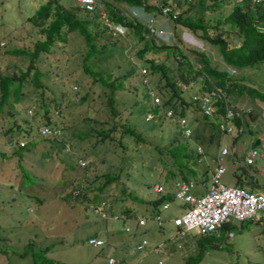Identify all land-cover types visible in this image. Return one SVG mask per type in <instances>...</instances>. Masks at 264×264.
Wrapping results in <instances>:
<instances>
[{
    "label": "rangeland",
    "instance_id": "1",
    "mask_svg": "<svg viewBox=\"0 0 264 264\" xmlns=\"http://www.w3.org/2000/svg\"><path fill=\"white\" fill-rule=\"evenodd\" d=\"M41 2L0 0V74L25 66L26 56L12 53V48H30L42 37L38 26L26 19ZM63 3L67 7L77 6L75 0ZM229 8L230 4L221 2L219 8L208 9L205 14L212 20L214 16L225 15ZM126 9L147 19L140 7ZM77 14L86 16L79 8ZM146 19L141 18L147 22ZM149 22H154L152 32L157 41L174 40L176 33L172 38V32L175 31L185 46L206 51L211 64L230 68L221 60L215 45L192 41L190 32L180 27L171 30L168 21L160 15ZM99 27L100 24L93 29L99 30ZM134 41L125 31L119 36L103 31L96 38V44L99 47L104 42L105 46L91 59L93 67L108 71V78L115 81L130 65L142 68L134 53ZM86 48L83 37L70 32L65 42L55 43L50 51L41 52L36 59L42 71L44 96L53 97L59 104L50 110L51 118L63 126L58 138L49 140L38 134L43 116L41 110L32 116L40 99L38 89L29 82L23 85L19 101H8L0 111V264H31L29 255L43 247H48L44 252L46 258L68 264H108L109 256L116 261L114 264H157L158 259L161 264H264V233L257 222L228 217L222 223L226 227L213 232L207 242L203 234L192 230L186 235H177L168 219L158 226L144 202L156 195L152 185L160 182L165 170L172 167V159L164 147L171 133L191 147V157L197 153L195 145H200L202 152L200 162L196 163V177H201L202 169L206 168V184L215 166L218 148L226 146L229 153L221 156L225 170L219 181L236 185L240 169L236 166L242 165L248 172L241 174L245 182L241 186L251 187V173L255 176L253 187L262 185L264 100L244 94L228 95V104L239 113L235 127L241 131L218 132L210 141L190 140L179 133L175 118L148 110L156 104L153 97L157 95L149 85H153L158 75L146 68L150 82L140 80V75L135 74L128 78V85L124 79L122 88L111 91L82 70ZM158 56L164 59L165 53L158 52ZM190 56L198 65L197 56ZM169 67L171 72L178 73L174 63ZM230 69L232 75L243 76L236 79L264 92V60L257 66ZM199 77H195L196 82L189 80L188 86L178 81L176 84L188 95L199 88ZM109 92L114 99L112 105L106 100ZM56 108L58 114L54 113ZM187 123L192 126V119L187 118ZM29 124V133L24 137L21 133ZM113 124L109 138L96 140L94 130ZM126 126L134 129L139 137L129 135ZM204 136L207 137V130ZM19 141H24V147L19 151L18 164V154L13 151ZM251 148L256 150V155L253 163L246 165L243 156ZM106 174L112 177L109 182ZM193 181V193L198 195L204 185L196 178ZM98 200H103L101 211L105 216L128 205L146 218L145 225L135 227L134 218H129L125 222L131 232H126L118 219L107 218L105 223L93 211ZM177 209V202H172L162 214L167 218ZM91 235L100 236L106 242L88 244L86 240ZM140 239H145L146 245L137 250L135 244ZM28 242L32 249L25 256L20 255ZM199 248L200 257L197 255L199 259L195 260Z\"/></svg>",
    "mask_w": 264,
    "mask_h": 264
},
{
    "label": "trees",
    "instance_id": "2",
    "mask_svg": "<svg viewBox=\"0 0 264 264\" xmlns=\"http://www.w3.org/2000/svg\"><path fill=\"white\" fill-rule=\"evenodd\" d=\"M63 1L42 0V2L35 7L34 13L26 18L32 24L38 26V30L42 33V37L37 38L30 48L20 47L10 50L14 54L19 53L25 55L26 63L23 69L17 68L11 72L0 74V111L8 101H19L23 85L29 82L38 89L37 94L40 99L32 116L41 110L40 113L43 116V122L41 124L49 123L57 125L61 130L59 136L61 135L63 126H60L53 120L50 114L51 108L54 106L59 107V104L55 102L53 97L44 96L45 86L41 81L42 71L38 67L36 59L41 52L50 51L52 45L55 43L65 42L67 34L70 32L79 33L87 46L83 55L82 70L86 75L97 80L102 86H108L111 91L116 88H122L124 79L127 80L128 85V78L134 77L135 74L136 76L140 75V80L145 77L148 78V72L158 75L157 80L153 82L154 86L149 85V89L157 95L159 102L155 105H151L148 110L153 114L160 111L165 115V110L170 108L172 110L171 115H165V117L175 118L176 123L179 116H186L188 119H192L193 125L190 126L191 133L189 136H185L187 139L196 140L198 142H202L203 140L210 141L216 133L220 132L218 122L224 112V103L222 97L216 98L217 114L214 116H206L198 111L197 106L191 100L190 96L192 93L186 95L185 91L180 89L179 85L176 84L177 81L188 86L191 84L189 80L196 82L197 80H195V77L200 75L198 91H206L217 86L226 98L228 95L239 96L244 94L253 98L256 97L259 100H264V92L236 79L243 76L232 75L231 72L228 71V68H218L211 64L210 57L206 51L185 46L181 38L177 35V32L174 31L176 28L180 27V29L189 31L195 39L215 45L221 60L227 67L241 68L246 66H257L264 60V4L262 3H251L250 0H191L186 2L185 6L176 16L172 17L171 14H162V7L168 4L164 0H94L93 7L89 10L81 8L77 0H75L77 6L74 7L64 6ZM221 2L230 4L229 11L222 17L218 15L210 20V18H208L209 16L205 14V11L219 8ZM121 5L124 6L121 7ZM133 6L140 7L145 13H151L153 17L160 15L162 19H166L170 29L174 31L172 32V38L174 33H176L174 40L167 42L159 39L157 41L152 30L147 27L146 22L137 17V15L132 14L131 11L129 13L126 9ZM78 8L84 12V15H88V17L79 16L77 14ZM100 11L103 12V16ZM107 22L111 23L112 26H109ZM154 22L151 23L152 26H154ZM98 24H100V29H93V27H96ZM116 24L124 26L126 34H129L131 37L133 36L135 40L132 43L134 45V53L139 59L142 67L144 66L143 68H145V71L141 72V68L138 67L136 69L133 65H130L115 81L114 79L110 80L108 78V71L94 68L91 59L97 56V52H102L105 46L104 42L100 43L99 47L96 44V38L100 36L103 31L113 36H119L120 33L114 28ZM158 52H164L165 58L159 59ZM155 53L157 54L155 55ZM190 54L197 56L198 65L192 60ZM171 62L172 65L174 63L175 67L178 68V73L171 72V68L169 67ZM146 68L148 72H146ZM146 81L150 82L149 78ZM160 81L163 82L161 85L159 84ZM106 100L109 105L114 103L112 92L107 94ZM54 113L58 114V108L54 110ZM233 121L234 125L237 126L239 122L238 115L234 117ZM30 125L31 124L23 128V133H21L22 136L25 137L29 133ZM114 127L113 124L107 128L94 130L96 140L109 138L110 131H112ZM126 128L129 135L136 138L139 137L134 129L128 126H126ZM17 129V131H20L19 129L21 128L18 127ZM206 130L207 137L204 136ZM168 134L170 133L168 132ZM171 134L172 135L168 137V141L164 144V147L172 159V167L165 170L160 182H155L163 184L167 191L165 193H156L152 198L144 200L147 206L145 209H149L150 216L152 215V217L154 214L160 212L159 205L165 199H169L170 204L175 202L171 193V185L175 179L193 181V179L196 178V181L200 184H206V168L202 169L201 177H196L198 176L196 175V163L198 161L200 162L202 151L200 153H194V156L191 157V147L188 144H182L176 134ZM58 137L43 136V138L49 140ZM23 147L24 143L19 144L15 151H13L14 154H18V164L20 160L19 151ZM232 154H234V151H232ZM245 164L250 165L248 163ZM236 168L240 169L237 179H235V184L241 186L245 184V182L242 181L241 174L243 172L247 173L248 171L242 165H237ZM106 176V181L109 182L112 177L108 174H106ZM262 185H264V183ZM249 186L251 187L248 189L253 188L252 181ZM113 213H124L129 216V218H134L137 215L133 207L128 205H124L120 208L119 212H111V214ZM107 218H110V216L106 215L103 217L104 222ZM165 219H168V217L166 218V216L162 214V222ZM118 220L128 226V230H125L123 225L122 228L124 231L131 232V227L125 222L126 220ZM136 226L142 225H139L135 220V227ZM222 227L226 226L221 225L220 229ZM213 235L214 233H208L201 236L203 240L208 242V239ZM141 240L142 239L136 242V244ZM104 242H106V240H103V243ZM26 245L20 253L22 256H25V253H28L29 250L32 249L29 242ZM145 245L146 243L141 248L136 249H142ZM210 245L213 247V244ZM47 249L48 247H43L37 252H32L29 255L31 264H68L46 258L44 252H46ZM200 251L201 249L199 248L198 253L194 256L195 260L199 259ZM40 259H42L41 262H39ZM115 262L114 260V263Z\"/></svg>",
    "mask_w": 264,
    "mask_h": 264
},
{
    "label": "built area",
    "instance_id": "3",
    "mask_svg": "<svg viewBox=\"0 0 264 264\" xmlns=\"http://www.w3.org/2000/svg\"><path fill=\"white\" fill-rule=\"evenodd\" d=\"M81 8L91 9L94 4V0H77ZM166 3L162 7V14L171 16H176L177 13L185 6L186 2L191 0H164ZM235 1V0H232ZM251 3H262L264 0H250ZM134 7V6H133ZM130 8V7H129ZM138 8V7H134ZM141 9V8H140ZM143 10L141 9V12ZM101 12V11H100ZM137 13V12H135ZM134 13V14H135ZM143 13V12H142ZM103 16V12H101ZM137 17L146 19L145 17L138 16V13L135 14ZM143 15L147 16V27L150 30L153 29L151 23L149 22L152 19L151 13H146ZM264 23V20H263ZM109 26H112L111 23L107 22ZM115 30L118 33L124 32V26L116 24L114 26ZM145 68H141V72H144ZM229 72H232L228 68ZM147 79L144 78V81ZM193 83V82H192ZM191 100L195 103L198 108V111L206 116H214L217 114L216 111V98L222 97L223 100V115L218 122V128L220 132H233L239 133L241 130L239 127L234 125V117L239 115V113L233 109L227 101V98L224 97L223 93L219 88L213 87L206 91H193L191 94ZM154 101L159 102L157 96H154ZM31 111V109H28ZM165 115H171L172 110L170 108L165 110ZM178 127L180 133L183 136H189L191 133V128L187 123L186 116H179L177 118ZM38 134L41 136H51L58 137L61 130L57 125L52 124H40L38 126ZM24 141H19V144H23ZM232 147V141H230ZM195 150L197 153L202 151L199 144L195 145ZM234 151V148L231 149V152ZM229 152L226 146H221L218 148L215 156V166L213 172L209 178L207 184L204 185V190L198 195L193 193L195 189V183L192 180H181L175 179L171 185L172 198L178 204L177 211L168 217V220L172 223L175 233L177 235H186L190 231H194L199 234H208L217 231L222 223L228 218L242 221V220H251L257 222L261 225V231L264 233V185H258L252 189L244 188L240 185H225L219 181L220 174L225 170V166L221 161V156ZM256 155V150L251 148L244 153L243 160L245 163L251 164ZM80 163H84L80 161ZM253 183H255V176L253 173L250 174ZM255 185V184H254ZM153 191L155 193H165L167 191L166 187L161 183H154L152 185ZM101 205H103V200L99 201L98 204L93 206V211L105 217V213L101 211ZM170 205V200L165 199L159 205L160 212L154 214L153 219L157 225L162 224V214L161 211L167 209ZM112 219H129V216L124 213H113L110 215ZM136 222L139 225H144L146 218L143 215L137 214L135 217ZM124 229L128 230V226L124 225ZM228 235H231V232H228ZM87 242L91 245H100L103 243V239L97 236H90L87 239ZM146 243L145 239H142L136 248H141ZM109 264H114V259L112 257L107 258ZM158 264L161 263V260L157 261Z\"/></svg>",
    "mask_w": 264,
    "mask_h": 264
},
{
    "label": "clouds",
    "instance_id": "4",
    "mask_svg": "<svg viewBox=\"0 0 264 264\" xmlns=\"http://www.w3.org/2000/svg\"><path fill=\"white\" fill-rule=\"evenodd\" d=\"M190 35H191V37L193 38V40L192 41H194L195 42V40L197 41V39H195L194 38V36L191 34V33H189ZM195 39V40H194ZM199 41V40H198ZM190 42V41H189ZM200 42V41H199ZM191 43V42H190ZM190 45V44H189ZM98 237V236H97Z\"/></svg>",
    "mask_w": 264,
    "mask_h": 264
},
{
    "label": "water",
    "instance_id": "5",
    "mask_svg": "<svg viewBox=\"0 0 264 264\" xmlns=\"http://www.w3.org/2000/svg\"><path fill=\"white\" fill-rule=\"evenodd\" d=\"M258 142V140H256L255 142H254V144H256Z\"/></svg>",
    "mask_w": 264,
    "mask_h": 264
},
{
    "label": "crops",
    "instance_id": "6",
    "mask_svg": "<svg viewBox=\"0 0 264 264\" xmlns=\"http://www.w3.org/2000/svg\"><path fill=\"white\" fill-rule=\"evenodd\" d=\"M97 236V235H96ZM99 237V236H98Z\"/></svg>",
    "mask_w": 264,
    "mask_h": 264
}]
</instances>
